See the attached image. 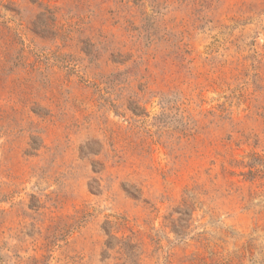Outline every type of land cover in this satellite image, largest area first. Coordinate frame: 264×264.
<instances>
[{
    "label": "rangeland",
    "instance_id": "rangeland-1",
    "mask_svg": "<svg viewBox=\"0 0 264 264\" xmlns=\"http://www.w3.org/2000/svg\"><path fill=\"white\" fill-rule=\"evenodd\" d=\"M0 264H264V0H0Z\"/></svg>",
    "mask_w": 264,
    "mask_h": 264
},
{
    "label": "trees",
    "instance_id": "trees-1",
    "mask_svg": "<svg viewBox=\"0 0 264 264\" xmlns=\"http://www.w3.org/2000/svg\"><path fill=\"white\" fill-rule=\"evenodd\" d=\"M173 230H175V227H174V229H173ZM105 246L107 247V249H113V247H114V244H113V243H111V242H110V240H109V241H107V242H106Z\"/></svg>",
    "mask_w": 264,
    "mask_h": 264
}]
</instances>
